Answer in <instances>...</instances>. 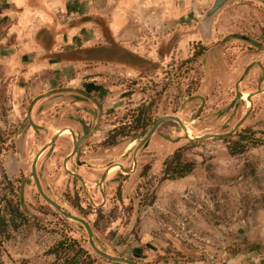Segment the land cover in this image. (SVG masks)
Instances as JSON below:
<instances>
[{
    "label": "rangeland",
    "instance_id": "obj_1",
    "mask_svg": "<svg viewBox=\"0 0 264 264\" xmlns=\"http://www.w3.org/2000/svg\"><path fill=\"white\" fill-rule=\"evenodd\" d=\"M212 1L0 0V64L14 54L43 64L15 82L17 103L0 101L3 264H120L93 253L84 227L32 180L34 156L62 128L80 141L76 154L65 169L73 143L58 138L35 171L103 253L134 264H264V95L249 108L243 99L260 79L248 89L246 32L211 35L200 23ZM248 3L264 15L252 0L224 10ZM261 33L264 45V21ZM29 43L43 50L27 58ZM164 116L193 139L241 124L190 140L169 120L140 145Z\"/></svg>",
    "mask_w": 264,
    "mask_h": 264
},
{
    "label": "crops",
    "instance_id": "obj_2",
    "mask_svg": "<svg viewBox=\"0 0 264 264\" xmlns=\"http://www.w3.org/2000/svg\"><path fill=\"white\" fill-rule=\"evenodd\" d=\"M19 1L21 2V0ZM237 1H240V0H237ZM252 2L264 3V0H252ZM252 6H253L252 4L249 5L248 3L247 5H244L241 10H237L233 12L228 11V10L225 11L224 10L225 7H224L213 18V21L211 23L212 26H211L210 34L213 35L216 30H218V32H220L221 30H230L232 31V33H241V35H243L242 31L246 32L245 34L246 37L243 39H246V42L248 41L250 48L246 49V78H249V79L245 81L248 82V89H250L249 87L254 83L255 87L261 88L262 90H264V45L260 44V42H258V40L254 38L255 35L262 34L261 26L264 21V15L260 11L252 10ZM5 12H7V10L3 9L2 15L6 16V20L16 19V17H14L13 15L11 16V14H5ZM199 19L201 23L202 16ZM200 23H199V26H200ZM97 39H102V41L106 42L104 35L102 36V33L100 32L96 40ZM91 41L93 40H90V42ZM21 47L24 53L23 55H28L27 58H29V55L32 54V52H30L31 49L36 50L34 54H37L39 51L41 52L43 50V48L40 47V45L39 46L35 44L31 45V43L25 44V45L23 44ZM98 49H101V48H98ZM93 51H95V49ZM10 56L11 55H8L6 59L4 58L3 63L0 64V72H2V74L5 75L3 76L4 78H0V101L3 99H8V103H10L9 105L15 102L17 103L18 101H15L16 98L17 100H19V97L24 95L22 93V87H18V88L13 87L15 85V82L17 81L18 83L25 82L23 77L26 78L29 76H35L38 68H41L43 65L42 63H36V61H34L33 63L31 59L29 61L28 59H23V58L16 59L17 56H15V54L13 55V57L12 56L10 57ZM24 67L26 68L25 70L21 69ZM20 72H25V73L19 74ZM11 74L18 78H5V77H10ZM243 78H245V76ZM251 78H260L257 80L258 84L254 80V82L250 85L249 82L250 83L252 82ZM87 86H90V85H87ZM11 95H14V96L12 97ZM11 97L13 98L12 102H11V99H12ZM79 106L81 105L79 104ZM73 127L74 126L70 128L73 129Z\"/></svg>",
    "mask_w": 264,
    "mask_h": 264
},
{
    "label": "water",
    "instance_id": "obj_3",
    "mask_svg": "<svg viewBox=\"0 0 264 264\" xmlns=\"http://www.w3.org/2000/svg\"><path fill=\"white\" fill-rule=\"evenodd\" d=\"M237 0H213L212 1V4L210 6V8L208 10H206V12L203 14L202 16V24L205 25V27H209L213 21V18L216 16V14H218V12L223 9L224 7L228 6L229 4L235 2ZM235 37V36H233ZM248 97L246 98V102H250V106H251V98L253 96H260V95H264V90L260 89L254 93V94H247ZM250 106H247L248 108ZM174 121L177 123V125L180 126V129L187 135V137L190 139V140H206V139H210V138H220V137H226V136H229L230 134H233L236 129L240 126L241 123H238L234 129L232 131H230L229 133H226V134H223L221 136H218V135H211V134H206V135H203L201 137H198V138H191L189 136V133L188 131L185 129L182 121L177 118V117H173V116H164L162 118H159L158 120L155 121V123L153 125H151L152 127L150 128L149 132L146 134V136L143 138V140L141 141V144H145L149 138L154 134L156 128L162 123V122H165V121ZM63 129V128H62ZM62 129H56L54 134L51 136V138L49 139V141L44 145L42 146V148L36 153V155L34 156L33 158V161H32V165H31V177H32V180L35 184V187L38 191V193L40 194V196L46 201L48 202L50 205H52L56 210L57 212H60L64 217L72 220V221H75V222H78L80 225H82L84 227V229L86 230V233H87V236H88V244L89 246L91 247V249L93 250V253L97 254L98 256H100L101 258L107 260V261H110V262H116V263H120V264H134L133 262L129 261V260H126V259H123V258H118V257H114V256H110L108 254H105L103 253L94 243V238H93V234H92V230L90 228V226L81 218H78V217H75L73 215H70L66 212H64L57 204H55L52 200H50L49 198H47L42 190V187L39 183V180H38V177H37V173H36V165H37V162H38V159L40 158V156L42 155L43 152H45L46 150H48L49 148H51V145L58 139V138H66L68 137L71 142L73 143V149L71 151V153L65 158V161H64V168L66 169V161L71 158L72 156H74L77 152V149H78V146L80 144V141L76 140L74 138V131H72L71 129L69 133L67 134H63V135H60L58 134L59 132L58 131H61ZM64 129H67V128H64ZM111 168V167H109ZM109 168H107V170H105L103 172V174L101 175V178H100V187L102 188V183L104 181V179L106 178V176L112 172L109 170ZM121 170L128 174L129 171L123 169L121 167ZM70 173V172H69ZM72 176L78 178V180L82 183V185L84 184V181L82 180V178H80V176H78L77 174H73V173H70ZM0 264H3L2 261H1V258H0Z\"/></svg>",
    "mask_w": 264,
    "mask_h": 264
},
{
    "label": "bare ground",
    "instance_id": "obj_4",
    "mask_svg": "<svg viewBox=\"0 0 264 264\" xmlns=\"http://www.w3.org/2000/svg\"><path fill=\"white\" fill-rule=\"evenodd\" d=\"M247 97H248V95L244 94L243 99L246 100ZM247 106H250V102H248V101H247ZM184 127L188 131V133H190V129L188 128V126L184 125ZM58 132H59L58 134L63 135V134L69 133L70 130L69 129H62L61 131H58ZM66 166H67V164H66ZM115 166L116 167L112 166L111 168H109V170L113 172L115 170V168H118V165H115Z\"/></svg>",
    "mask_w": 264,
    "mask_h": 264
},
{
    "label": "flooded vegetation",
    "instance_id": "obj_5",
    "mask_svg": "<svg viewBox=\"0 0 264 264\" xmlns=\"http://www.w3.org/2000/svg\"><path fill=\"white\" fill-rule=\"evenodd\" d=\"M45 194V193H44ZM45 196H46V194H45ZM47 198H49L48 196H46ZM50 199V198H49ZM51 200V199H50ZM54 202V201H53ZM55 203V202H54ZM47 204H49L48 202H47ZM55 204H57V203H55ZM64 212H65V210L62 208V206L60 205V204H57ZM49 206L53 209V210H55V212H57V210L52 206V205H50L49 204ZM58 214L60 213V212H57ZM66 213H68V212H66ZM61 214V213H60ZM68 214H70V213H68ZM70 215H72V214H70ZM66 220H70V219H68V218H66V217H64Z\"/></svg>",
    "mask_w": 264,
    "mask_h": 264
}]
</instances>
